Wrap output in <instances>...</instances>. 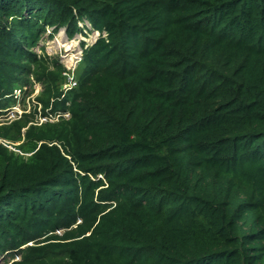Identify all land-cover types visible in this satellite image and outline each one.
I'll list each match as a JSON object with an SVG mask.
<instances>
[{"label": "trees", "instance_id": "1", "mask_svg": "<svg viewBox=\"0 0 264 264\" xmlns=\"http://www.w3.org/2000/svg\"><path fill=\"white\" fill-rule=\"evenodd\" d=\"M30 75L69 117L0 125L2 264H264V0H0V109Z\"/></svg>", "mask_w": 264, "mask_h": 264}, {"label": "rangeland", "instance_id": "2", "mask_svg": "<svg viewBox=\"0 0 264 264\" xmlns=\"http://www.w3.org/2000/svg\"><path fill=\"white\" fill-rule=\"evenodd\" d=\"M48 30L51 32H48ZM83 37V34L80 32L72 38H69L65 36L64 33L59 34L58 30L53 32L52 27H47L46 31L32 50L36 52L38 56L45 59L49 70H55L56 64L61 65L62 67L65 66H63L62 61V56L65 53L69 55L72 52L79 50L81 42H89V39L87 40L86 38L84 41ZM80 68L81 63L79 62L73 73H71L75 78H77ZM63 81H65V79ZM63 81H61L60 87ZM43 88L44 84L42 82L35 80L32 75L27 76L26 80H24L19 87L14 89V102L9 107L0 109V125H6L15 119L23 117L24 113L33 114L31 116L33 122L38 121V123H40L39 116L42 117L40 113L41 105L37 104V97L40 95ZM0 142L4 141L0 139ZM9 147H11V145H9ZM11 260L12 258H8V254L0 253V264L6 261L10 263Z\"/></svg>", "mask_w": 264, "mask_h": 264}, {"label": "built area", "instance_id": "3", "mask_svg": "<svg viewBox=\"0 0 264 264\" xmlns=\"http://www.w3.org/2000/svg\"><path fill=\"white\" fill-rule=\"evenodd\" d=\"M83 24H85L88 27V29H89V33H87V35L85 37H83V40L85 38L87 40L89 39V42H86L88 44V43H91L92 41H94L100 34H99V31L93 30V29L90 28V24L88 23L87 20H84V22H82L81 25H83ZM48 32H51V31L48 30ZM58 33L59 34H63L64 33L65 36H67L65 28H58ZM83 48L84 47H82V42H81V46H80L79 50H77L75 52H72L69 55L65 53L62 56L63 66L65 65L63 67L64 70L62 71V75L64 76L65 81L62 83L60 89L63 90V91H66L68 89H71V88H74L75 86H77V78H75L71 73H73V71L76 68L77 64L79 62H81V60H82ZM59 116H62L63 118H68L69 117V112H67V111L58 112L54 116H51V115L43 116V117L39 116V120L41 122L46 121V120L55 121V120H58ZM17 259H18V257L15 256L11 261L17 260Z\"/></svg>", "mask_w": 264, "mask_h": 264}]
</instances>
